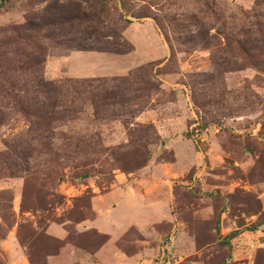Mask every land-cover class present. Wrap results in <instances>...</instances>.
<instances>
[{"label": "rangeland", "instance_id": "rangeland-1", "mask_svg": "<svg viewBox=\"0 0 264 264\" xmlns=\"http://www.w3.org/2000/svg\"><path fill=\"white\" fill-rule=\"evenodd\" d=\"M169 135L172 220L99 256L92 197L166 193ZM0 264H264V0H0Z\"/></svg>", "mask_w": 264, "mask_h": 264}, {"label": "crops", "instance_id": "crops-1", "mask_svg": "<svg viewBox=\"0 0 264 264\" xmlns=\"http://www.w3.org/2000/svg\"><path fill=\"white\" fill-rule=\"evenodd\" d=\"M136 50L137 47L133 51L123 54H115L111 52L99 53L128 57ZM110 59H114V57H110ZM135 65H128L127 67L124 66L121 69L119 67L117 68L116 72L122 74L133 69ZM109 69L111 70V72L95 75L107 76L116 73L115 71L112 72L111 68ZM181 139L182 138L179 136L171 137L169 135L168 140H166L167 147L172 148L175 152V157H177L176 161H174L172 164H169L172 171L169 175V177L171 178L168 177L167 179H165V181H168L166 187L165 185L163 186L165 187L164 189H166V193L161 194V192H159V189L154 188L150 185L149 176H151V171L154 168L152 167V165H148L145 167V170H143L147 173L146 176L140 175L139 177L135 174L134 176L130 175L129 177L127 175L118 176L115 185H112V187L108 190L101 191L100 193L92 197V207L95 215L93 218L87 220L86 226L96 229L100 233L111 235L109 241L102 245L101 248H99V250L97 251L99 256L101 254L102 256H105L106 250L108 252H110V250L111 252H114L115 246L113 245V243L116 240L115 238L124 233L128 228H141L144 226V222L148 223L146 225L148 227L153 224H157L158 222H161L165 219L167 221L172 220L170 217V210L168 209H171L169 206L171 205L174 197L173 180L175 178L173 177L174 175H178V173H180H177L175 171H177L176 168L180 162L178 157L181 156L182 152L181 145L177 144V142ZM165 169H168L167 165L165 166ZM157 172H159L158 176L160 178L164 170H158ZM162 180L165 183L164 178H162ZM136 199L137 201L139 200L142 203V206L140 208H137V205L135 204ZM59 235H63V230L59 232ZM116 252L118 253V249L116 250ZM19 258L20 260L24 259L23 257ZM17 261L18 259L15 258L13 262Z\"/></svg>", "mask_w": 264, "mask_h": 264}, {"label": "trees", "instance_id": "trees-1", "mask_svg": "<svg viewBox=\"0 0 264 264\" xmlns=\"http://www.w3.org/2000/svg\"><path fill=\"white\" fill-rule=\"evenodd\" d=\"M100 51H111V52H117L119 54L126 53V51H119V50H111V49H104V48H99Z\"/></svg>", "mask_w": 264, "mask_h": 264}]
</instances>
